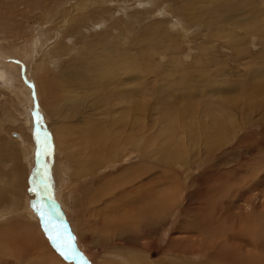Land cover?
<instances>
[{"label": "rangeland", "instance_id": "1", "mask_svg": "<svg viewBox=\"0 0 264 264\" xmlns=\"http://www.w3.org/2000/svg\"><path fill=\"white\" fill-rule=\"evenodd\" d=\"M4 22L28 44L48 39L30 62L0 53L32 92L17 102L0 79V208L28 213L0 221V264H264V227L243 233L264 223V0H0ZM38 78L56 82L47 106ZM98 124L108 158H89L81 189L66 190L67 235L43 162L59 143L76 157ZM58 157L69 184L78 163Z\"/></svg>", "mask_w": 264, "mask_h": 264}, {"label": "bare ground", "instance_id": "2", "mask_svg": "<svg viewBox=\"0 0 264 264\" xmlns=\"http://www.w3.org/2000/svg\"><path fill=\"white\" fill-rule=\"evenodd\" d=\"M82 2V0H81ZM156 2V1H155ZM68 3V2H67ZM152 2H150L151 4ZM149 4V3H148ZM145 5V4H144ZM72 6V5H71ZM73 7V6H72ZM165 9V8H164ZM123 10V9H122ZM71 11V9H70ZM73 11V10H72ZM71 11V12H72ZM119 13V12H118ZM117 13V14H118ZM72 14V13H71ZM74 14V13H73ZM113 16V15H112ZM173 19V18H172ZM62 20V19H61ZM126 20H130V17L129 16H126ZM65 20H63L61 22V25H59V27L61 28L63 25L66 26V22H64ZM69 21V20H68ZM105 21V20H104ZM74 22V20H73ZM176 22V21H175ZM187 24L189 23V21H186ZM5 24H2V26H0V53L5 56V57H9V56H19L18 58H20L21 56L23 57V60L27 61V62H30L31 59H32V52L31 50H33V46L36 45L39 43L40 44V49H39V55L41 53H45L47 51V47H46V44H47V39H45L44 37L41 39V42H39V39L36 41V40H32L31 44H28L27 42H25V40H22L21 38L17 37V36H11L10 34L13 32V28L12 25L9 23H6L4 22ZM197 23V22H196ZM195 23V24H196ZM191 26L194 25L193 23H190ZM68 25V24H67ZM101 26V29L102 27H104V25L106 24H98ZM97 25V26H98ZM178 26V24H176ZM180 25V24H179ZM63 26V27H64ZM100 26H98L97 28H99ZM189 26V25H188ZM94 28L96 27L95 25L93 26ZM92 27V29H94ZM113 28H111L112 30H116L115 29V26H112ZM59 28V29H60ZM90 28V27H89ZM53 33L58 30V28H56V26H54L53 28ZM65 29V28H64ZM100 29V28H99ZM109 29V30H111ZM104 30V29H103ZM91 31L88 30V32ZM98 32V31H97ZM95 33V32H93ZM100 33V32H99ZM55 34V33H54ZM74 34V33H73ZM62 35V34H61ZM89 35V33L87 34ZM40 36V35H39ZM85 36V35H84ZM67 37V36H66ZM91 37V36H90ZM86 38V37H85ZM56 39V38H55ZM68 39V38H67ZM74 39V37H73ZM71 39V40H73ZM83 39V38H82ZM22 40L23 41V44L21 46H18V42ZM86 40V39H85ZM68 41V40H67ZM85 42V41H84ZM21 44V42H20ZM67 44V43H66ZM68 45V44H67ZM83 45V43H82ZM79 46V45H78ZM84 46V45H83ZM72 47V45H71ZM80 48V47H79ZM22 52H25V56L22 54L21 55V51ZM69 50V49H67ZM71 50V49H70ZM75 52H76V48L74 49ZM80 50V49H79ZM43 51V52H42ZM63 52V51H62ZM66 53H68L67 51H65ZM44 55V54H43ZM63 54L60 53V55H54V57H52V59H56L58 58L59 56L63 58V56H61ZM47 58V57H46ZM71 58V57H70ZM1 59V58H0ZM41 59V58H40ZM2 64H4L2 61H0V79L4 82L3 84V88L6 89V90H9V94H13L14 95V99L18 100L19 101H24L25 99V102L26 101H29L30 102V99H31V88L29 86V84H27L26 82H24V80L22 79V72L20 70H16L15 72H11L12 71V68L11 66L7 67V66H4L3 68H1ZM21 69V68H20ZM23 69V68H22ZM36 70V69H35ZM23 71V70H22ZM39 80V78H38ZM64 80V79H62ZM41 83H43V89L41 87ZM64 82L61 81L60 84H63ZM56 85V82H50V81H46V79H40L39 80V88H40V96L42 97V101H44L43 104H45L47 106L48 104V100H50L49 98H47V96H51L52 93H50L52 90H54V86ZM33 91V90H32ZM72 92V91H70ZM10 96V95H9ZM8 96V97H9ZM10 98V97H9ZM12 100V99H11ZM15 103V102H14ZM11 104V103H10ZM18 104V103H17ZM40 104V103H39ZM12 106V105H11ZM15 106V104H14ZM12 108H16L15 107H12ZM140 110V109H139ZM139 110L137 112H135L134 114L138 113ZM21 115H25L24 113H21ZM52 116V115H51ZM39 122L44 125V122L45 120L47 119V116L44 112H39ZM95 123V122H94ZM116 122H111V127L112 126H116ZM99 125V124H98ZM171 126V124H169ZM168 125V127H170ZM101 128L99 127H92L90 129H86L84 130V132H80V133H83L82 135H80V139L81 141L79 142V145L82 143V145H80V147L78 146V144H76V146L79 147V149L77 150L76 152V157H73L71 156V151L73 152V150H76L74 149L73 147H71V145L69 144V147L66 148V151L65 149L61 148L60 146V143L58 144L59 146L56 148V151L55 152H52L50 151L49 155H47V158L44 160L43 162V165H44V169L47 171L46 174H45V177H46V180L47 181V192H46V196H47V202H49V212H50V217L51 218H54L55 217V223L56 225H59L61 227L62 230H64V233L68 235V231H69V224L71 223L70 222V219H72V216H71V209L69 207V202H68V198L69 196H67V192L66 190H69L70 192L74 190L75 191H79L81 188V184L82 182L84 181V178L88 176V171L85 170L84 166L86 165L85 163H89V158L90 159H93V160H102L103 161H106L105 159L108 158V155H107V147H108V142H109V135H107L106 133V130L108 128V126H105L104 124H100L99 125ZM132 128V127H131ZM45 129V128H44ZM133 129V128H132ZM125 130V128H124ZM168 129L166 126H163L161 128L160 131L162 132H167ZM123 131V130H122ZM153 133V132H152ZM151 133V134H152ZM59 134L60 132L56 131L55 135L56 137L59 139ZM79 134V133H78ZM71 135V134H70ZM157 135V134H156ZM150 136V135H149ZM156 137V136H155ZM158 138V137H157ZM72 139V138H71ZM75 139V138H74ZM155 139V138H154ZM77 140V139H76ZM24 143H26V140L23 139ZM74 141V140H73ZM147 141V140H146ZM151 141V140H150ZM134 142H136L138 144V146L142 143L138 140V137L134 138ZM142 142H143V139H142ZM53 148V147H52ZM51 148V149H52ZM59 148V149H58ZM137 148V146H136ZM59 150L60 151H63L66 155V157H69V160L70 159H74V163H78V168L76 170V174L74 175H70L69 178H70V183L67 184L66 183V173L68 172L65 167L66 164H65V160L62 159V158H59ZM74 153V152H73ZM74 155V156H75ZM22 156V154H21ZM2 157V153H0V158ZM86 157L87 161L82 163L81 161L84 160ZM3 158V157H2ZM37 158V157H36ZM22 159V157H21ZM81 159V160H79ZM40 160L37 159L33 160L32 162V170H33V176H32V184L35 185V187H38V184H39V181L37 182V180L35 179V176L37 175L38 176V172L40 170L38 165H36ZM29 162V161H28ZM71 162V161H70ZM72 165V163H70ZM91 162V161H90ZM99 162V161H98ZM51 164H53V167L54 169L56 170V179H53L52 177V174H51ZM75 164V166H77ZM217 165V164H216ZM38 166V167H37ZM43 168V167H42ZM73 168V167H72ZM38 170V171H37ZM90 170V169H89ZM23 171V169H22ZM43 171V170H42ZM41 172V171H40ZM21 175V174H20ZM21 179V178H20ZM18 179V181L20 180ZM37 179H39L37 177ZM14 181V180H13ZM6 182V178L4 176H1L0 175V186L2 185V187L4 186L3 183ZM85 182V181H84ZM14 184H12L13 186V190L14 188H16V183L13 182ZM72 193V192H71ZM152 195V194H151ZM1 197V196H0ZM29 197H26V200H28ZM146 199V198H145ZM3 200V199H2ZM1 201V199H0ZM19 206V205H17ZM16 206V207H17ZM24 208H25V205L22 204L20 206V209H23V210H20L18 207L15 209L14 207H4L3 208H0V221H6L13 218L14 216H17V215H20L22 217V215L24 216H27L28 213H26L24 211ZM40 210V209H39ZM33 211L35 212L36 215H38L40 213V211H38V209H35L33 208ZM70 211V212H69ZM42 215V214H41ZM44 215V214H43ZM54 215V216H53ZM131 217V216H130ZM251 217V216H250ZM249 217V218H250ZM254 219V217L252 218ZM256 220V219H255ZM72 221V220H71ZM250 222V221H249ZM248 221L246 222L245 224V227L243 228V233L244 232H250V236L253 237V238H256L254 237V234L261 228V227H264V223L262 224H259L257 222V227L254 225V224H251L250 225L248 224L249 223ZM256 224V223H255ZM56 227V226H55ZM261 232V230H260ZM231 233H234V232H231ZM238 233V232H237ZM262 233V232H261ZM257 234V233H256ZM246 235V234H244ZM64 236V235H63ZM249 236V237H250ZM261 236V235H260ZM248 237V236H247ZM250 237V238H251ZM259 237V236H258ZM221 238V237H220ZM264 238V237H263ZM67 239H68V236H67ZM226 239V237H225ZM70 240V239H69ZM230 240V239H228ZM262 240V239H261ZM220 242V240H218ZM255 241V240H254ZM261 242V241H260ZM263 242V241H262ZM221 243V242H220ZM229 243L228 241H226V244ZM258 244V243H257ZM256 244V245H257ZM224 245V244H223ZM117 245H115L116 247ZM121 246V245H119ZM226 246H229L228 244ZM254 246V244H253ZM239 247V246H238ZM256 247V246H255ZM258 247V246H257ZM235 248V247H233ZM241 248V247H240ZM229 248H225L224 246H220L219 247V250L222 251L224 254L226 252V250H228ZM263 249V247H262ZM117 250V249H116ZM237 250V248H236ZM242 250V249H241ZM234 250H232L233 252ZM219 252V251H217ZM236 253V251L234 252ZM239 253V252H237ZM116 254V253H115ZM251 254H249L250 256ZM248 256V255H247ZM253 256V255H252ZM254 257V256H253ZM257 257V256H256ZM255 258V257H254ZM259 259V257L257 258ZM117 260V259H116ZM128 260V259H126ZM251 260V258H250ZM249 260V261H250ZM255 260V259H254ZM264 260V258H263ZM241 261V260H240ZM248 261V260H247ZM253 261V260H252ZM236 262V261H235ZM255 262V261H254ZM260 262V261H259ZM3 263L7 264V263H10L9 261H3ZM2 263V264H3ZM142 263V262H141ZM144 263V262H143ZM142 263V264H143ZM243 263V262H242ZM108 264V263H107ZM238 264V263H237ZM244 264V263H243ZM252 264V263H251Z\"/></svg>", "mask_w": 264, "mask_h": 264}, {"label": "snow or ice", "instance_id": "3", "mask_svg": "<svg viewBox=\"0 0 264 264\" xmlns=\"http://www.w3.org/2000/svg\"><path fill=\"white\" fill-rule=\"evenodd\" d=\"M51 238L52 237H50V239ZM57 247H58V249H60L61 246L59 244H57ZM61 255L64 256L65 259H71V258H73L74 251L71 254H66L64 251L61 250Z\"/></svg>", "mask_w": 264, "mask_h": 264}]
</instances>
